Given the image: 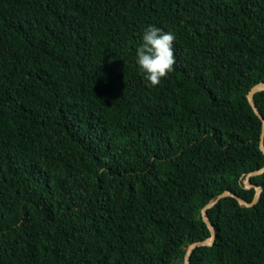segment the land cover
Here are the masks:
<instances>
[{
  "label": "trees",
  "instance_id": "trees-1",
  "mask_svg": "<svg viewBox=\"0 0 264 264\" xmlns=\"http://www.w3.org/2000/svg\"><path fill=\"white\" fill-rule=\"evenodd\" d=\"M262 83L264 0H0V264H264Z\"/></svg>",
  "mask_w": 264,
  "mask_h": 264
},
{
  "label": "clouds",
  "instance_id": "clouds-1",
  "mask_svg": "<svg viewBox=\"0 0 264 264\" xmlns=\"http://www.w3.org/2000/svg\"><path fill=\"white\" fill-rule=\"evenodd\" d=\"M175 35L148 25L142 35V44L136 49V64L148 86H158L162 79L174 71Z\"/></svg>",
  "mask_w": 264,
  "mask_h": 264
},
{
  "label": "water",
  "instance_id": "water-1",
  "mask_svg": "<svg viewBox=\"0 0 264 264\" xmlns=\"http://www.w3.org/2000/svg\"><path fill=\"white\" fill-rule=\"evenodd\" d=\"M263 89H264V83L254 86V87L248 92V94H247V98H248V101H249L251 107L253 108V110L255 111V113L257 114V116H258L259 118H261V119H263V118H262V115L258 112V110H257V108H256V106H255V104H254V102H253V98H252V97H253V94H254V93H256V92H258V91H261V90H263ZM263 142H264V121H263V124H262V132H261V135H260V149H261V150L263 151V153H264V143H263ZM263 171H264V168L259 169V170H256V171H253V172H251V173L248 174V177H247V179H246L247 187H253V186H254L255 189H256V195H255V197H254V199L252 200L251 203H247L245 200L241 199L239 196H237V195H235V194H233V193H231V192L224 191L223 193H221V194L217 197L216 200H214V201H212L211 203H209V204L207 205L206 208L212 207V206H213V205H214V204H215L220 198H223V197L228 196V195H231V196L235 197V198H236L241 204H243V205H246V206H251V205H253L254 203L257 202V199H258L259 193H260V191H261V187H259V186H255L254 184L250 183V181H249V177H250V176H253V175L260 174V173H262ZM203 219H204V221L207 223V225L209 226V228H210V230H211V232H212V236H211L210 238L206 239V240L199 241V242H195V243H193V244L189 247V250L187 251V253H186V257H185V264H189V261H190V252H191V250H192L194 247H196V246H200V245H210V244L213 242V239H214V230H213V226H212V224H211V222H210V220H209V218H208V216H207L205 210H203Z\"/></svg>",
  "mask_w": 264,
  "mask_h": 264
}]
</instances>
